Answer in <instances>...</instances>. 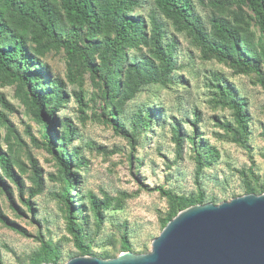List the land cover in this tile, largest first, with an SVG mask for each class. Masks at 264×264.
Masks as SVG:
<instances>
[{
	"label": "rangeland",
	"instance_id": "374dc122",
	"mask_svg": "<svg viewBox=\"0 0 264 264\" xmlns=\"http://www.w3.org/2000/svg\"><path fill=\"white\" fill-rule=\"evenodd\" d=\"M193 5L200 35L178 30L155 12L153 0H143L131 13L146 25L145 38L152 35L153 13L163 25L161 47L172 68L167 84L142 83L144 78L155 80L165 73L150 44L141 43L128 52L129 60L97 74L81 55L71 58L51 40L40 53L31 45L30 53L42 65L32 63L29 72L45 82L39 104L49 99L50 107L56 108L54 114H46L56 132L53 154L31 102L37 91L20 80L1 77L0 155L8 156L12 171L7 174L0 165V214L28 235L0 222V264H31L42 241L58 252L57 264L83 256L67 227V181L74 220L90 248L88 256L103 260L122 254L125 239L134 254L151 251L171 212L169 200L159 189L189 199L203 195L204 204L215 205L264 194V38L260 27L251 10L233 0H193ZM214 18L253 37L260 53L251 58L261 74L243 73L235 66L240 55L216 36ZM71 30L63 21L57 31L59 39L72 37ZM77 31L80 47L90 48L89 63L100 65L106 32L91 36L87 28ZM201 37L211 51L205 50ZM221 48L223 59L214 54ZM17 64L16 72L28 70L22 62ZM55 80L60 88L50 84ZM232 99L242 104L247 116L245 142L235 139L240 129L228 106ZM148 111L153 112L150 125L146 124ZM115 123L137 138L135 148L124 133L114 129ZM55 153L72 158V169L65 172ZM91 195L101 205L100 214L91 206Z\"/></svg>",
	"mask_w": 264,
	"mask_h": 264
},
{
	"label": "trees",
	"instance_id": "16d2710c",
	"mask_svg": "<svg viewBox=\"0 0 264 264\" xmlns=\"http://www.w3.org/2000/svg\"><path fill=\"white\" fill-rule=\"evenodd\" d=\"M143 0H0V79L3 75L12 77L16 80L31 85L37 91L32 96L31 102L35 107L36 113L41 117L44 125V139L48 145V151L54 153L56 147V132L49 126L47 115L55 113V107H50L52 101L48 99L46 103L39 104L38 94L44 92L43 84L35 77V73L29 72L32 63L35 66H41V62L36 59L29 49L31 45H35L34 50L40 53L41 47L48 41H52L53 45L66 49L69 56L74 58L81 55L91 72L97 74L102 68L109 69L111 65H117L123 61L129 60V54L132 49L141 43L148 46L150 44L152 52L163 65L164 74L155 80L144 78L142 83L150 84L153 82L167 84L168 73L172 71L169 65V57L161 47L164 39L163 25L157 19L155 13L152 14V35L150 38L143 36V30L146 25L140 18L133 17L131 13L142 3ZM238 6H247L254 15L261 33L264 38V0H233ZM154 9L166 19L173 22L178 30H190L192 32L202 33L199 26L196 25L193 0H153ZM65 21L72 27L70 33L72 37H66L60 40L57 34L58 29L62 27ZM213 30L216 36L230 44L235 52L240 56L235 62V66L243 73L261 74L259 67L253 63L252 56L259 54L254 44L253 37L247 32H240L232 24L223 19L214 18L212 20ZM87 28L91 36H96L104 31L106 36L102 42V52L100 55L101 64L93 66L89 63L87 52L90 48L82 49L77 41V30ZM206 51L207 48L204 38H200ZM92 46V45H91ZM242 53V54H241ZM214 54L219 58H224V50L216 49ZM170 56V55H169ZM18 61L22 62L27 71L24 73L16 72ZM115 73H118L117 70ZM111 71V72H113ZM168 71V72H167ZM167 72V74H166ZM44 75L49 77L48 72ZM48 83V81H46ZM50 83V82H49ZM50 84L59 86L58 81H52ZM33 85V86H32ZM228 106L234 111L235 120L240 129V136L235 138L236 141L245 142L248 135L247 116L244 108L237 100H230ZM0 116H4L0 112ZM153 116L152 111H148L149 120L146 124H151ZM114 129L119 133H124L128 138L131 146L135 148L137 138L131 136L127 130L120 124L115 123ZM239 134V133H238ZM56 154V153H55ZM56 158L65 172L72 169V158L65 157L64 154H56ZM0 165L7 174L12 171L11 163L7 155H0ZM19 182V181H18ZM64 192V199L68 202L69 215L67 216L68 231L73 237L77 250L83 256L90 254L89 246L84 244V236L82 229L76 224L72 206L69 202L70 182ZM161 195L169 200L171 212L163 221V229L166 225L176 217L182 210L194 205H203L205 203L204 196H198L195 199H189L179 196L172 191L159 189ZM39 189L33 194L36 195ZM91 206L100 214L101 205L96 196L91 195ZM29 204V203H28ZM30 206V204H29ZM0 222L6 225L14 232L27 236V231L20 227L17 223L11 222L8 218L0 214ZM131 244L125 239L122 243L121 252H130ZM59 254L55 248H51L46 242L42 241L41 250L35 254L31 260V264L58 263Z\"/></svg>",
	"mask_w": 264,
	"mask_h": 264
},
{
	"label": "water",
	"instance_id": "95a60500",
	"mask_svg": "<svg viewBox=\"0 0 264 264\" xmlns=\"http://www.w3.org/2000/svg\"><path fill=\"white\" fill-rule=\"evenodd\" d=\"M66 264H264V194L182 210L149 253L124 252L110 260L79 256Z\"/></svg>",
	"mask_w": 264,
	"mask_h": 264
}]
</instances>
